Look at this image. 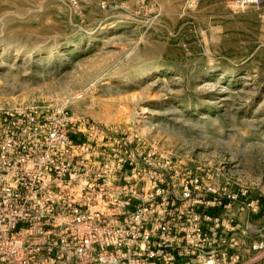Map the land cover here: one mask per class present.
Returning <instances> with one entry per match:
<instances>
[{
    "label": "rangeland",
    "instance_id": "rangeland-1",
    "mask_svg": "<svg viewBox=\"0 0 264 264\" xmlns=\"http://www.w3.org/2000/svg\"><path fill=\"white\" fill-rule=\"evenodd\" d=\"M21 104L113 123L245 189L260 210L241 264H264V0H0V107Z\"/></svg>",
    "mask_w": 264,
    "mask_h": 264
},
{
    "label": "built area",
    "instance_id": "built-area-1",
    "mask_svg": "<svg viewBox=\"0 0 264 264\" xmlns=\"http://www.w3.org/2000/svg\"><path fill=\"white\" fill-rule=\"evenodd\" d=\"M246 193L113 123L0 107V264H241L260 210Z\"/></svg>",
    "mask_w": 264,
    "mask_h": 264
},
{
    "label": "crops",
    "instance_id": "crops-1",
    "mask_svg": "<svg viewBox=\"0 0 264 264\" xmlns=\"http://www.w3.org/2000/svg\"><path fill=\"white\" fill-rule=\"evenodd\" d=\"M246 253H247V252L244 253V259H245V255H246ZM248 254H250V253H248ZM246 256H247V255H246ZM255 264H259V263H255Z\"/></svg>",
    "mask_w": 264,
    "mask_h": 264
}]
</instances>
